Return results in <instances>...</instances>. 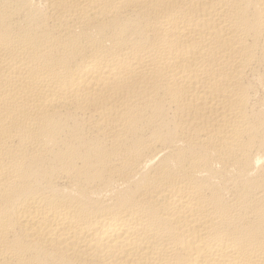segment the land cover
Returning a JSON list of instances; mask_svg holds the SVG:
<instances>
[{
  "label": "bare ground",
  "instance_id": "obj_1",
  "mask_svg": "<svg viewBox=\"0 0 264 264\" xmlns=\"http://www.w3.org/2000/svg\"><path fill=\"white\" fill-rule=\"evenodd\" d=\"M0 264H264V0H0Z\"/></svg>",
  "mask_w": 264,
  "mask_h": 264
}]
</instances>
